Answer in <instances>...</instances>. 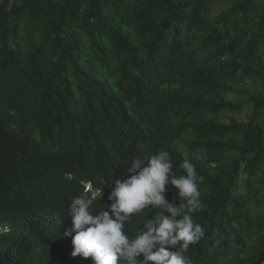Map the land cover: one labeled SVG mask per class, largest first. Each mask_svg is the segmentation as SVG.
<instances>
[{"label": "trees", "instance_id": "1", "mask_svg": "<svg viewBox=\"0 0 264 264\" xmlns=\"http://www.w3.org/2000/svg\"><path fill=\"white\" fill-rule=\"evenodd\" d=\"M159 150L204 177L190 264H264V0H0V264H92L64 236L69 199L88 180L101 210Z\"/></svg>", "mask_w": 264, "mask_h": 264}, {"label": "clouds", "instance_id": "2", "mask_svg": "<svg viewBox=\"0 0 264 264\" xmlns=\"http://www.w3.org/2000/svg\"><path fill=\"white\" fill-rule=\"evenodd\" d=\"M203 152L198 149L194 158L203 159ZM130 161L127 178L111 183L110 203L101 210L93 208L94 198H101V188H93L88 180L82 182L83 194L69 199L66 214L72 227L64 236L71 237V255L91 258L92 264H190L183 251L204 235L191 215L201 206L199 182L204 177L188 158L177 165L185 174L176 176L172 157L164 150L137 155ZM168 185L174 186L183 203L177 206L166 200ZM145 209L155 210L154 214L130 236L124 231L125 223ZM0 225L9 231L8 225ZM177 246L181 251L174 250Z\"/></svg>", "mask_w": 264, "mask_h": 264}, {"label": "rangeland", "instance_id": "3", "mask_svg": "<svg viewBox=\"0 0 264 264\" xmlns=\"http://www.w3.org/2000/svg\"><path fill=\"white\" fill-rule=\"evenodd\" d=\"M223 8H224V5L221 2H217L216 4H214L212 6V12L213 13H217V12H219ZM238 86L239 87H244V88H250L251 87V82L242 79V80L239 81ZM237 92H238L237 94L236 93L230 94L228 96V98L233 99V100H237V101L244 100L245 99L244 98L245 96H243V93L241 92V90L239 89V90H237ZM249 114H250V106L247 105L246 108L243 111H241L239 113H236L234 115V117L236 119H238V120H246L248 118ZM243 180H244V176H241L240 182L242 183ZM241 188L243 189V185L241 186ZM4 229H8V228L5 227Z\"/></svg>", "mask_w": 264, "mask_h": 264}, {"label": "built area", "instance_id": "4", "mask_svg": "<svg viewBox=\"0 0 264 264\" xmlns=\"http://www.w3.org/2000/svg\"><path fill=\"white\" fill-rule=\"evenodd\" d=\"M5 227H7V226H5V225H4V226H1V225H0V233H1V232H6V231H8V229H4ZM7 228H8V227H7Z\"/></svg>", "mask_w": 264, "mask_h": 264}]
</instances>
